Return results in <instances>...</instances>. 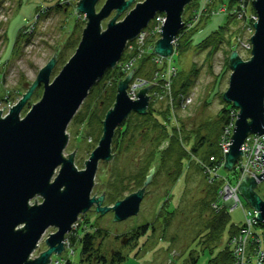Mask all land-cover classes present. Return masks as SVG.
<instances>
[{
	"label": "rangeland",
	"instance_id": "374dc122",
	"mask_svg": "<svg viewBox=\"0 0 264 264\" xmlns=\"http://www.w3.org/2000/svg\"><path fill=\"white\" fill-rule=\"evenodd\" d=\"M76 1L79 0H0V112L2 116L6 115L10 110L9 107L15 105L29 89L28 86H31L36 80L39 71L51 60L59 46L61 48L56 54V61L51 75H49L51 82L75 53L79 44L75 42H80L82 31L87 23V18L83 13L75 12ZM143 1L134 0L128 9H124L117 16L116 20L125 19L129 11L135 8L138 2ZM216 1L219 4L215 8H218L222 3L228 5L229 2V0ZM105 2L106 0H98L97 12ZM199 2L193 8H191L190 3L184 6L185 10L182 16L183 19L189 18L190 13L192 15L196 13L194 10L197 6L198 11H202L200 12L201 15L210 16L206 19L203 17L202 22L197 24L198 32L194 34V41H201L202 38H205L211 30L222 24L227 16L223 12L214 13L218 10H214L213 6L208 10V0H199ZM250 9L246 11L249 16L251 14ZM116 13L117 10L114 9L109 16L104 18L102 21L103 30H106L109 20ZM194 17L193 22H196L198 16ZM245 23L244 20L233 21V24L228 26L227 34L241 28L240 36L243 41L248 42L254 30L253 28L248 29L247 26L243 25ZM18 33L24 35L18 43H14ZM151 33L152 30L147 31L148 37ZM160 37L157 35L155 38ZM177 46L178 44L174 45L175 50L172 55L163 56L165 57L163 59L166 60L162 63L155 64L148 61V64L144 66V71L147 72L144 76H147L151 82H156L150 85L149 105L152 104L155 113L162 118V121H165V117L162 115V112L165 111L167 120L164 123L170 128L173 126L177 129L175 138L179 140L172 141L174 136L167 135L161 128L153 127L152 123H146V126L140 125L139 128L133 125L134 128L130 129V133L122 142V147L118 152L112 150L113 159L110 162H99L95 183L91 191V198L93 196L97 198L104 192L102 206L113 205L107 204L105 198L112 190L113 186L110 187L108 183L115 181V172H121L129 177L141 170L143 165L148 163L146 161L150 159V170L154 165V173L152 180L146 186L138 214L122 221H116L113 211L100 214L94 210L96 204H93L90 210L81 214L84 215L83 217L79 216L70 233L71 246L75 249L73 255H69L65 251L60 254L52 253V261L49 264H63L67 259L71 264H81L79 253L82 249V243L77 236L82 234L81 229L79 230L81 222H84L83 229L85 228V230L90 225L98 226L101 229L102 237H100L103 239L95 240L98 243V254L106 256L107 261L111 260L112 257L105 250L114 248L123 256L122 264H210V259L217 256L226 245L231 226L242 225L245 218L244 211L242 207H237L229 213V220L218 242L213 245L201 242L203 240L201 233L212 216L210 215L212 209L205 207L210 185L206 177L208 173L204 167L205 161L202 160L207 154L205 151H209L210 148L215 149V144L205 143L198 152L190 150L186 152L185 150L186 155L191 156L192 161L185 158L184 169L178 178L175 172V159L166 158L165 150L169 146L172 145L178 149L179 145L184 143L190 149L192 143H196L199 137L210 136L209 127L219 118V112L225 105L226 101L222 99L221 95L229 85V77L232 72L230 67L225 68L226 56H228L225 44L220 46L210 61L207 59L209 48H197L195 45L189 51L180 54L177 51ZM245 48L239 46L237 49L243 59H248L251 53ZM153 52L159 55L155 51ZM138 61L137 64H141V61ZM167 66L172 75L175 71L176 74L171 76L169 72L167 74L163 72ZM187 77L191 81H189L186 95L191 98V103L182 109L178 107L177 103V98L182 93L178 87L181 80L184 81L183 79ZM165 79L171 83L169 95L165 92H159L158 84L164 82ZM24 81L28 83V86H25ZM175 81H177L178 86H175ZM105 82L108 86H112L110 78ZM100 84L104 86V84ZM43 90L42 84L37 86L28 101L30 102L29 106L27 103L22 108L21 117H24L31 106L41 99ZM99 92L95 90L91 94L88 93L75 116L87 114L88 107H94L98 102ZM101 106L103 105L101 104ZM101 106L98 108L100 114L102 112ZM75 116L67 126L68 142L63 154L69 155L76 149L73 155L74 165L77 169L82 170L86 167L85 160H88L99 142V140L96 141V137L100 129L97 122L91 126L88 125L87 117L80 120L76 119ZM138 120L140 118L137 119L135 115L131 118L133 123ZM87 132H89L88 135ZM228 171L222 167L218 173L233 179L232 174L230 175ZM58 172L57 169L54 177ZM124 186L120 189L122 192L116 196L119 199H123L132 191H136L137 188L134 180L130 177L126 181L124 180ZM255 190L264 197V181L258 184ZM36 200L39 203L42 201V197L37 196L32 199L31 204H35ZM241 200L245 209L251 207L243 196H241ZM167 219H169L168 224L165 223ZM144 225L146 227L143 230ZM165 229L166 233H163ZM56 230L57 228L54 226L49 227L39 242V246L33 252L32 258L47 248L45 239ZM132 230L137 235L136 246L139 247L136 250L135 247L125 246L118 240L121 238L119 234ZM253 230L261 233L263 228L261 225L254 226ZM162 233L166 235L163 236ZM64 245L67 247L65 243ZM193 257H196L195 261H193ZM220 264H229V262L225 260Z\"/></svg>",
	"mask_w": 264,
	"mask_h": 264
},
{
	"label": "water",
	"instance_id": "95a60500",
	"mask_svg": "<svg viewBox=\"0 0 264 264\" xmlns=\"http://www.w3.org/2000/svg\"><path fill=\"white\" fill-rule=\"evenodd\" d=\"M192 1L144 0L121 21L116 20L117 16L134 0H106L98 12V0L76 1L75 12L83 13L87 23L75 53L51 82L49 75L59 46L32 85L23 82L29 89L19 101L9 107L6 115L0 112V264H49L52 253L63 252L66 235L93 204L100 214L113 211L116 221L138 214L154 165L141 188L113 205L102 206L104 192L91 198V191L99 162L113 159L111 145L116 128L130 113L148 111L150 95L147 92L153 83L136 92L137 99H131L127 87L135 67L117 82L114 105L105 114L102 135L85 160V169L79 170L74 165L76 149L69 155L63 154L68 142L67 126L93 85L108 68L116 66L128 40L134 39L157 13H164L165 21L159 28L161 37L155 41L153 51L162 56L172 55L173 41L184 27V6ZM253 8L257 20L252 23L251 56L243 59L237 49L231 51L232 72L223 92V99L238 109L229 150L224 155L223 167L229 171L244 154L242 144L249 133L264 134V0H253ZM114 9L116 15L103 30L102 21ZM40 84L44 89L41 99L21 117L22 108ZM259 160L264 162V153ZM57 169L59 172L54 177ZM247 172L237 191L257 211L256 217L264 224V197L255 192L258 181ZM257 175L264 181V168ZM37 196H41L42 201L31 204ZM51 226L57 230L45 239L47 248L32 258Z\"/></svg>",
	"mask_w": 264,
	"mask_h": 264
},
{
	"label": "trees",
	"instance_id": "16d2710c",
	"mask_svg": "<svg viewBox=\"0 0 264 264\" xmlns=\"http://www.w3.org/2000/svg\"><path fill=\"white\" fill-rule=\"evenodd\" d=\"M221 2H223V0H220ZM235 2V3H234ZM253 1H251L248 4V9H250L251 6V14H255V10L253 8ZM200 2L199 0H193L190 5L191 8L195 7L196 5H198ZM219 3H217L216 0H208V5H207V9L209 10V8H211V6L214 7V10H218V8H220L221 6H226L227 10L226 12H223L224 14H227L226 16V20L218 25L216 28H214L213 30H211L205 38H202L201 41H194V34H196L198 32L197 29V24H199L200 22H202V20L205 18H210V16H203L201 15L200 12L202 11H198V6L197 8L194 10L196 13L192 15V13H190L189 18L187 19H183L184 20V27H182V29L179 31L177 37H178V41H177V51L180 54H183L187 51H189L191 49L192 46H195L197 48H203V49H207L208 50V54H207V59L210 61L211 57L218 51V49L220 48V46H222V44H225L227 49L226 53L228 54V56H226V67L225 68H229V55L231 53L232 50L237 49L238 48V43L236 42L237 37L240 36V32H241V28H237L234 30L233 33H228V26L232 23L233 21H243L244 23L243 25L247 26V27H251L252 26V21H251V14L249 16L248 13H246L244 15L243 18H238L237 15H235V13L237 12V10L240 8V4H239V0H229L228 5H226V3H222L220 6H218V8H215L216 5H218ZM193 10V9H192ZM247 11V10H245ZM200 13V15H199ZM194 16H198L197 21L193 22V19L195 18ZM204 17V18H203ZM23 29V28H22ZM20 29V30H22ZM19 35H16V40L15 42H19L21 37L24 35L23 33H18ZM76 44L79 42H75ZM150 44V43H149ZM176 44V45H177ZM13 51V50H12ZM251 52V50L249 51ZM150 55V54H149ZM126 57V53H124L121 57L120 60H124ZM150 56H144L140 59L141 64H137V68L135 71L136 75H146L147 72L144 71V66L145 64H148V61L150 60ZM139 63V61H138ZM150 63H152L150 61ZM180 74V72H179ZM123 72H121L119 70L118 65H116L114 68H108L105 72V74L101 77V79H99L95 85L90 89V94L92 92H94L95 90H97L99 92V96H98V102H96V105L93 107H88L87 110V114L82 115V116H75L76 119H85L87 117L88 120V125H94L98 124L99 127V134L96 137V141L99 140V138L101 137L100 135H102V121L103 118L105 117L106 112L112 107V105L114 104L115 101V93L117 90V82L119 79H121L123 77ZM110 78L112 80V86H108L106 84V80ZM184 81L181 80L180 85L178 87L179 90H181L183 93L187 92V87L190 84L189 81H191L188 77L183 79ZM179 81V80H178ZM100 83L104 84V86H102ZM175 86H178L177 81H175ZM40 94V93H39ZM222 99H223V94L221 95ZM224 101V100H223ZM225 102V101H224ZM30 102H28V106H29ZM101 104L103 106H101ZM102 108V112L101 114L98 113V108ZM235 109L233 108L231 103H227L225 102V105L222 107V109L219 112V118L217 120L214 121V124L212 125L211 123V127H209V132H210V136H201L199 137L198 141L195 143L193 142L190 149H188L184 143L181 145H179V148L176 149L174 146H169L168 149L166 148L165 150V154H166V158L168 159H172L174 158L175 160V172L177 174V178L180 175V173L182 172V170L184 169V160L185 158L189 159L190 161H192L191 156L186 155L187 151H193V152H198L199 149L205 145V143H210V145L215 144L216 148L215 149H209V151H205V153H207L204 157L202 161H205V164L207 165H211V166H217L219 163H221V161L224 159L221 148H220V135L222 133V129L224 127L225 124L228 123V119L230 118V112ZM155 109L153 108L152 104L150 103L149 107H148V111L144 114H140V113H136V112H132L129 114L128 118L125 119L123 121L122 124H120V127L116 128L115 130V134L113 135V142H112V150H114V152H118V150L122 147L121 145L123 144L122 142H124L126 140L127 135L130 133V129L134 128L133 125H135L136 127H140V125H144L146 126V123H152L153 127L156 128H161V130L164 131V133H166L167 135H171L174 136L172 138V141L174 140L175 142L178 141V138H175L177 136V129L175 127H168L166 126V123H164L167 120V114L165 113V111L162 112V115H164L165 117V121H162V118L159 117L156 113H155ZM167 112V111H166ZM137 116V119L140 118V120L135 121L136 123L131 122V118L132 116ZM142 120V121H141ZM121 127H124V129H121ZM183 127V126H182ZM211 128V129H210ZM181 130V128H180ZM83 133V132H82ZM89 132H87L88 135ZM96 146V145H95ZM94 146V147H95ZM198 154V153H195ZM194 154V155H195ZM186 156V157H185ZM213 156L215 157V161H210V157ZM150 159H148L146 161L147 164L143 165L144 167H142L141 170H139L137 173L132 174L131 176H129L130 178H132L136 184L135 187L136 190L139 189L141 186H143L144 181L146 180V175L149 174L150 171V167H151V162H149ZM154 161V160H153ZM153 164V162H152ZM229 174H232L233 179H230V177L228 176V178L230 180H236L239 176L238 171L236 172L235 168H233V170L228 171ZM126 175H123L121 172H115V181L113 182H109L108 185L112 187V190L108 193V195H106V203H110V204H114L115 201L119 200V198H117L116 196L118 194H120L122 191H120V189L124 188V180L126 181L127 178ZM207 180L209 181V177L206 175ZM176 178V179H177ZM223 179L222 177H216L214 178V180L209 181V188H208V192H207V197L208 200L206 201L205 207L212 209V215L209 220L207 221L203 231L201 234L203 237V240L201 242H203V244H210L213 245L216 242H218L221 238V234L223 233V230L227 224V221L229 220V212H227L226 210L222 209L219 211L214 210L211 205L212 203L217 200V195L219 190L221 189L222 185H223ZM120 187V188H119ZM135 191V190H134ZM132 191V192H134ZM205 203V202H204ZM84 215H80V217H83ZM169 219H167V221H165L166 224H168ZM81 226L79 227V230L81 229L82 234H81V238L80 241L82 243V247H83V251L84 249H87L90 247V245H93L95 242V240H97L98 238H101L102 234H101V229L93 225H90L88 229L85 230V228L83 229V223L81 222ZM93 227V229H91ZM145 225L142 227V229H145ZM262 227L264 228V224H262ZM239 228V225H232L230 230H229V237L227 240L226 245L224 246V248H222L220 250V252L218 253L217 256L213 257L210 259V264H220L222 261H228L229 264H233V250L231 248V246L229 245L230 242V238L232 236V234L236 233L237 230ZM154 232V231H153ZM163 233H166V229L164 230ZM162 235H166L163 234ZM153 235V234H152ZM161 235V236H162ZM101 236V237H100ZM162 236V237H163ZM103 239V238H101ZM85 253V252H83ZM192 255V254H191ZM190 255V256H191ZM101 259H103L102 261L105 262L106 260V256H102L100 257ZM99 259V256H98ZM196 260V257H193V261ZM109 264H122L124 261V258L121 254H117L114 255L113 258L111 260H109Z\"/></svg>",
	"mask_w": 264,
	"mask_h": 264
},
{
	"label": "built area",
	"instance_id": "2783aa9c",
	"mask_svg": "<svg viewBox=\"0 0 264 264\" xmlns=\"http://www.w3.org/2000/svg\"><path fill=\"white\" fill-rule=\"evenodd\" d=\"M251 1L253 0H239V4L241 6L235 13L238 18L244 17V15L246 14L245 10L248 9V4ZM226 10V6L223 5L218 8V11H214V13L217 12L219 14L220 12H226ZM250 19L252 23H254V21L257 20V15L252 14ZM164 21V13H157L154 18L150 20L148 25L145 28L141 29V31L134 39L128 40L123 52V54L126 53V57L124 60H119L117 63L119 70L124 74L122 78H124L127 73H129V71H131V69L135 67L133 76L130 82H128L129 84L127 87V92L131 99H137L136 92L139 93L141 88H145L151 83H156L151 82L150 79L148 80L147 76L135 74L137 61L144 56H150L151 59L149 61H151L152 63L154 62L155 64L162 63L164 60H166L163 59L165 57L157 55L153 52V46L155 44V40H157V38L155 37L157 35L161 36L159 28L164 23ZM247 28H253V24L251 27ZM151 30L152 33L150 37H148L147 31ZM177 38L178 37H176L173 41L174 45L177 44ZM236 42L238 43V47H246L245 49H248L249 51L252 48L250 40H248V42H245L243 41L241 36L237 37ZM170 67L174 68L173 66ZM163 72H165L166 74L167 72H169L168 66ZM169 73L171 76H173L176 74V71L173 75L171 72ZM163 81L164 82H159L158 84L159 92H165L167 93V95H169L171 90V83L167 79ZM149 91L150 89L148 90L147 95H150ZM177 103L178 107L184 109L183 107L191 103V98L187 96L186 93L182 92L177 98ZM237 112L238 109H233L230 112L228 123L224 125L222 133L220 135V148L223 157L225 155V151L229 150L228 144H230V137L233 133V127H235V118H237ZM242 152L244 154L241 155L238 160H236V164L234 165L236 172L238 171L239 173V176L236 180H230L226 175H219L218 171L223 167L224 159L217 166L204 164L206 173H208L207 176L209 177V181L214 180V178L216 177H222L223 179V185L218 192L217 200L212 203L211 207L216 211L224 209L229 213L237 207L243 208L245 215L244 221L242 225L239 226L237 232L232 234L229 242V245L233 250V264H264V228L262 227L263 223H261L256 217L257 211L254 208H244L243 203H241V195L237 191V186L240 181H242L246 170L249 171V173L247 172V175L250 177L254 176L258 181V184L262 182L260 181L257 174L262 173V170L264 168V162L259 160L262 153H264V134L249 133V135L246 137V140L242 144ZM215 160V157H210L211 162ZM260 225L263 228L261 233L253 230L254 226ZM70 233L66 235L63 243H65L67 247L71 249L69 238Z\"/></svg>",
	"mask_w": 264,
	"mask_h": 264
},
{
	"label": "flooded vegetation",
	"instance_id": "af4514ba",
	"mask_svg": "<svg viewBox=\"0 0 264 264\" xmlns=\"http://www.w3.org/2000/svg\"><path fill=\"white\" fill-rule=\"evenodd\" d=\"M119 235H121L120 236L121 238H119L118 240H120L122 244H123V240H126V243L123 245L130 246V248L135 247L134 248L135 250H136V248L139 247V246H136V241H138V240L136 239L137 235L135 234V232L133 230L128 231L127 233L119 234ZM77 236L79 239L81 238V235H77ZM94 242L95 243L93 245H90V247L87 249H84V251H83V247H82V249L79 253V256H80L79 260L81 261V264H86V263H88V264H109V262H110L109 260L105 261V262L102 261L103 259L100 258L101 255H99L97 252V251H99L98 243H97V241H94ZM63 251H65V253H68L69 255H73V252H75V249L73 248V246H71V249H70L64 245ZM105 251H108L107 252L108 255H110L112 258L114 255L119 254V251L115 250L114 248H108ZM83 252H85V253H83ZM98 256H99V259H98ZM51 261H52V258H51ZM85 261H86V263H85ZM63 264H71V262L67 259V260H65V262Z\"/></svg>",
	"mask_w": 264,
	"mask_h": 264
},
{
	"label": "clouds",
	"instance_id": "9594fccd",
	"mask_svg": "<svg viewBox=\"0 0 264 264\" xmlns=\"http://www.w3.org/2000/svg\"><path fill=\"white\" fill-rule=\"evenodd\" d=\"M122 57V56H121ZM121 59V58H120ZM118 62V61H117ZM116 65H117V63H116Z\"/></svg>",
	"mask_w": 264,
	"mask_h": 264
},
{
	"label": "bare ground",
	"instance_id": "6f19581e",
	"mask_svg": "<svg viewBox=\"0 0 264 264\" xmlns=\"http://www.w3.org/2000/svg\"><path fill=\"white\" fill-rule=\"evenodd\" d=\"M123 55V54H122Z\"/></svg>",
	"mask_w": 264,
	"mask_h": 264
}]
</instances>
